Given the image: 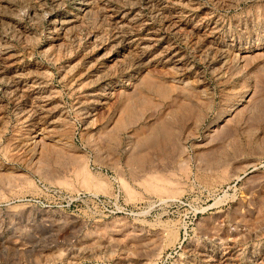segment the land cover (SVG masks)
Returning <instances> with one entry per match:
<instances>
[{"label":"rangeland","instance_id":"374dc122","mask_svg":"<svg viewBox=\"0 0 264 264\" xmlns=\"http://www.w3.org/2000/svg\"><path fill=\"white\" fill-rule=\"evenodd\" d=\"M0 264H264V0H0Z\"/></svg>","mask_w":264,"mask_h":264},{"label":"bare ground","instance_id":"6f19581e","mask_svg":"<svg viewBox=\"0 0 264 264\" xmlns=\"http://www.w3.org/2000/svg\"><path fill=\"white\" fill-rule=\"evenodd\" d=\"M236 98V97H235ZM225 107V106H224ZM226 109V108H225Z\"/></svg>","mask_w":264,"mask_h":264}]
</instances>
